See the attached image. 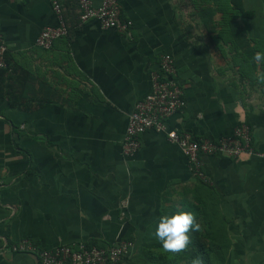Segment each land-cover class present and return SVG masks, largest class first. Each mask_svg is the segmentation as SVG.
I'll list each match as a JSON object with an SVG mask.
<instances>
[{"label":"crops","instance_id":"crops-1","mask_svg":"<svg viewBox=\"0 0 264 264\" xmlns=\"http://www.w3.org/2000/svg\"><path fill=\"white\" fill-rule=\"evenodd\" d=\"M59 1L68 35L41 50L36 37L55 24L50 0H0V241L49 250L124 239L132 248L122 264H264V161L202 156L201 181L154 131L132 156L122 153L128 117L150 93L162 55L174 61L184 101L169 130L215 141L246 125L264 152V64L252 59L264 51L263 8L257 21L237 23V38L222 30L216 7L117 0L132 24L125 35L80 23L75 0ZM175 211L193 213L201 231L167 254L154 222ZM0 264L37 258L5 250Z\"/></svg>","mask_w":264,"mask_h":264},{"label":"built area","instance_id":"built-area-1","mask_svg":"<svg viewBox=\"0 0 264 264\" xmlns=\"http://www.w3.org/2000/svg\"><path fill=\"white\" fill-rule=\"evenodd\" d=\"M78 20L85 23L95 20L103 30H113L129 35L132 28L130 21L120 17L117 0H102L94 7L92 0H75ZM55 17V24L42 29L35 39V46L49 50L54 41L68 35L64 10L59 0H50ZM7 48L0 37V70L5 69ZM151 91L138 101L128 122L122 143L124 157L132 156L139 148L140 136L146 131H154L165 136L168 142L175 144L188 163L189 171L201 181H205L202 172L201 157L223 155L238 158L246 155L264 161V152L254 149L250 129L246 125L237 126L231 135L212 141L195 140L185 134L169 130L166 121L184 107L182 90L176 80V69L169 55L160 57L158 69L150 74ZM132 248V242L118 240L110 247L89 246L83 243L64 245L54 249L40 250L28 241L7 247L0 241V253L5 250L16 253H31L36 256L37 264H122V260Z\"/></svg>","mask_w":264,"mask_h":264},{"label":"clouds","instance_id":"clouds-1","mask_svg":"<svg viewBox=\"0 0 264 264\" xmlns=\"http://www.w3.org/2000/svg\"><path fill=\"white\" fill-rule=\"evenodd\" d=\"M252 59L258 64H264V51H257ZM154 223L153 235L160 245V250L167 254L183 252L190 242V233L201 231V224L196 221L193 213L186 211L165 212L159 215ZM193 264L199 262L193 261Z\"/></svg>","mask_w":264,"mask_h":264},{"label":"trees","instance_id":"trees-1","mask_svg":"<svg viewBox=\"0 0 264 264\" xmlns=\"http://www.w3.org/2000/svg\"><path fill=\"white\" fill-rule=\"evenodd\" d=\"M207 1L209 5L211 4L210 6L216 7L215 10L217 12L219 11L221 15L220 25L222 27V30L227 32V29L229 28L230 31L232 30V32H235L237 38L240 36L239 34L244 33L243 29L240 28L237 23L239 21L244 22L245 20L254 18V13L245 9L244 0H207ZM260 2L264 12V0H260ZM223 34L225 33H222V36ZM5 69L0 70V73H2Z\"/></svg>","mask_w":264,"mask_h":264},{"label":"rangeland","instance_id":"rangeland-1","mask_svg":"<svg viewBox=\"0 0 264 264\" xmlns=\"http://www.w3.org/2000/svg\"><path fill=\"white\" fill-rule=\"evenodd\" d=\"M194 1L196 2L195 5H193ZM207 2H208L207 0H182V3H184L186 6L189 5L194 9L196 7L199 10V12L202 10L204 12L209 11L211 8H213L212 6H210L211 4L209 5ZM245 4L247 7H249L250 9H252L254 11V20L253 21H257L256 18L257 17L259 18V16H261V12H262V5H261L260 0H246ZM205 15H207V13H205ZM258 21H260V20H258ZM254 23H256V22H254Z\"/></svg>","mask_w":264,"mask_h":264}]
</instances>
